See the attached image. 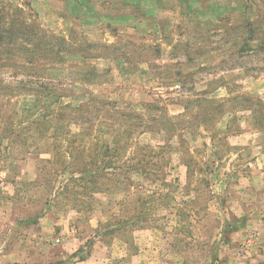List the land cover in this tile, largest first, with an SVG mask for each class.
<instances>
[{"label":"rangeland","instance_id":"1","mask_svg":"<svg viewBox=\"0 0 264 264\" xmlns=\"http://www.w3.org/2000/svg\"><path fill=\"white\" fill-rule=\"evenodd\" d=\"M248 20L264 0H0V264H264Z\"/></svg>","mask_w":264,"mask_h":264},{"label":"trees","instance_id":"2","mask_svg":"<svg viewBox=\"0 0 264 264\" xmlns=\"http://www.w3.org/2000/svg\"><path fill=\"white\" fill-rule=\"evenodd\" d=\"M247 24H248V26L247 27H249L250 29L248 30V33L246 34L247 35V38L245 39V44H243V46L241 47V49H240V51H239V53L241 54V55H243L244 53H249V52H252V51H256V52H264V28L262 29V33H261V37L260 36H256L255 37V34H256V32H257V29H252V27L254 26V23H251L249 20L247 21ZM246 27V28H247ZM243 39H244V37H243ZM254 39H257L258 41H259V44H258V46L256 47V49H251V47H250V45H248L249 43H248V41H251V40H254ZM2 45H3V43L2 42H0V47H2ZM15 51H17V48H13V51H12V53L14 52L15 53ZM15 54H13L12 56H14ZM26 61H33L32 60V58L29 60V59H26ZM39 69H42V65H41V67L39 68ZM42 70H44L45 71V69H42ZM40 89H44V90H47V91H49V90H51V89H54V88H50V89H48V85H42V86H40L39 87ZM43 93H45L44 91H42ZM89 96H90V100L86 103V106L85 107H91L92 106V109L95 111V112H97L98 113V116H101L100 114H99V112H105L106 114H107V117L106 118H108V120H112V115H110V113H111V110H112V108H110V105H111V102H108V101H100V100H98V99H91V97H93V94L90 92L89 94H88ZM47 96L49 97L50 96V94H47ZM202 101V100H201ZM93 103H95V105H97V109H95L94 107H93ZM115 105V104H114ZM106 106H108V107H106ZM101 117H103V116H101ZM104 118V117H103ZM107 120V119H106ZM108 152H109V150H108Z\"/></svg>","mask_w":264,"mask_h":264}]
</instances>
